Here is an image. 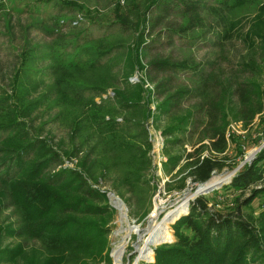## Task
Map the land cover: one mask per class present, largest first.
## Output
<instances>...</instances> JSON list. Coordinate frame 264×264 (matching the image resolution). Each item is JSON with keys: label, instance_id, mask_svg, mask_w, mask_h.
Segmentation results:
<instances>
[{"label": "trees", "instance_id": "trees-1", "mask_svg": "<svg viewBox=\"0 0 264 264\" xmlns=\"http://www.w3.org/2000/svg\"><path fill=\"white\" fill-rule=\"evenodd\" d=\"M124 1L127 12L121 11L122 4L117 1L116 19L123 28L133 25L138 31L133 45L127 46L131 51V63L125 65L121 76L118 78L110 72L101 73L102 77L86 81L84 85L67 79L62 84L64 78L56 81L58 97L61 99L60 93L62 98L79 104L81 111H86L71 113L73 118L69 121L72 130L78 132L79 136L84 135V138L89 135L94 140L104 137L108 146L114 145V154L103 152V156L94 160L89 158V154L82 157L78 146L61 151L50 144L45 135H32L25 115L36 104L35 101L26 103L22 99L25 94L21 91L23 85L19 80V74L25 67L22 62L12 75L11 90L5 91V96L0 99V130H4V135L0 137V203L7 199L18 213L15 224H0V264L110 263L107 238L116 208L108 201L106 190L88 177L95 166L101 165L100 168L104 169L108 164L128 166L125 170L121 168V184L135 187V169L147 157L144 156V149L139 152L137 146L132 144L126 121L119 122L116 114L131 111L133 117L139 120L150 115L151 99L145 96L150 89L144 86L145 79L139 77L136 82L129 80L136 64L141 71L146 69V76L151 70L161 72L158 76H163L156 85L163 94L166 93L154 107L159 114L170 115L172 106L177 105L181 97L202 98L201 103L197 104L201 112L199 119L196 120L192 110L188 109L178 116L176 122L163 129L166 141L171 146L169 149L166 146V170L170 171L183 160L182 169L186 170V177L194 183L193 190L198 183L209 179L214 170L231 165L225 150L229 137L236 141L237 137L233 132H229L228 137L226 135L228 111L234 120H242L246 125L264 109V3L257 7L247 31L241 30L239 21L227 15L221 28L216 31L215 44L234 37L240 29L243 31L242 42L250 49L249 59L240 69H243L242 77L236 76L230 82L229 89L226 92L223 90L222 94L217 85L216 71L209 75L198 64L188 65L162 56H154L145 64L140 63L138 58L141 52L146 55L151 42L158 38L156 32L153 35L154 24L161 23L174 7L180 8L182 3L193 12L202 0H145L143 10L139 9L136 0ZM220 1L230 15L232 9L244 0ZM150 10L153 19L148 25L147 11ZM130 14L140 18V28ZM121 45V42L113 44ZM111 48L99 45L92 52L93 58L89 59V64L101 60ZM256 54L262 56V61L255 58ZM78 57H74L76 63L80 61ZM253 66L256 69H252ZM182 67H188L192 71L191 80L196 78L199 83L178 87L171 92L174 86L172 76ZM249 70L253 71L246 75ZM108 84H112L113 94L96 101L95 96L104 92ZM84 88L91 94H84ZM227 92L229 95L226 96ZM8 97L13 98L12 102L5 100ZM56 116L61 115L58 113ZM125 118L127 116L122 119ZM197 125H200L199 138L187 150L183 144ZM259 125L264 134V115ZM82 126L87 133L82 134ZM175 145H181V151L173 152ZM238 150L242 151V148ZM125 151L128 152L127 157H120ZM74 155H79L78 167L63 163L65 157ZM247 190L250 191L249 195L242 197ZM228 194H232V198H228ZM257 197L261 201L256 212L253 200ZM171 225L175 240L157 245L154 260L139 264H264V147L228 181L191 199L187 212ZM8 236L36 239L39 244L28 249L22 242L10 244L6 241Z\"/></svg>", "mask_w": 264, "mask_h": 264}, {"label": "rangeland", "instance_id": "rangeland-1", "mask_svg": "<svg viewBox=\"0 0 264 264\" xmlns=\"http://www.w3.org/2000/svg\"><path fill=\"white\" fill-rule=\"evenodd\" d=\"M117 1L122 4L121 11L127 12L124 0H0V99L5 96V91L11 90L12 75L22 62L25 65L22 66L19 74V80L23 85L21 91L25 93L22 99L26 103L35 101L36 104H34L35 108L25 115L32 135H45L48 142L61 151L78 146L82 157L89 154V158L94 160L98 156H103V152L114 154L116 149L114 145L108 146L104 137L94 140L89 135L84 138V135L79 136L78 132L72 130L69 121L73 118L71 113H83L85 110L81 111L79 104L62 98L59 93L60 99L56 92V81L64 78L62 84H65L67 79L77 81L78 85H84L86 81H94L96 77L103 76L101 73L107 72L119 78L125 65L131 63V51L127 46L133 45L138 30L134 29L133 25L123 28L117 21L115 14ZM136 2L139 9L143 10L145 0H136ZM262 3L264 0H244L242 4L232 9L230 15L226 6L221 5L220 0H202L193 12H190L189 6L182 3L180 8L174 7L161 23L154 24L153 35L156 32L158 38L151 42L146 55L140 53L138 56L140 63L145 64L154 56H162L188 65L198 64L207 73L209 72V75L214 71L217 72V85L223 94V90L226 92L229 89L230 82L236 76L243 75V69H240L248 61L250 49L242 42L241 30L247 31L257 7ZM184 8L187 11H182ZM130 15L140 28V18ZM225 15L238 20L241 30L239 29L234 37L215 44L216 31L221 28ZM147 17V24L150 25L153 19L151 10L147 11ZM117 42H121L122 45L113 46ZM99 45L112 48L105 57L92 64L95 65L94 67H89V59L93 58L92 52ZM76 55H79L77 59L80 58L78 63L74 58ZM255 58L262 61L261 55L256 54ZM136 65L129 80L136 82L139 77L145 79L144 86L150 89L145 95L151 99L150 115L139 120L133 117L131 111L116 114L119 122L126 121L127 134L132 144L137 146L139 152L144 149V156L147 157L137 164L135 169L137 178H132L135 187L131 188L126 183L121 184L122 171L128 166L108 164L107 169L100 168L101 165L95 166L90 170L92 174L88 177L90 181L96 182L99 187L106 190L108 201L116 208L107 238L109 264L134 262L136 264L135 260L143 238L144 236L146 238L150 231L153 220L162 218L166 213L164 211L172 206L175 207L186 194L191 195L194 185L190 182V178L186 177V170L182 169L183 160L170 171L166 170L168 143L163 129L176 122L178 116L188 109L192 110L196 120L199 119L201 112L197 104L201 103L202 98L181 97L178 99V104L172 106L170 115L159 114L154 107L157 100L164 98L166 93L163 94L156 85L163 76H158L161 72L153 70L146 76V69L141 71L138 64ZM252 69L256 67L253 66ZM252 71L249 70L246 75H250ZM191 72L188 67L179 68L172 76L174 86L171 92H175L178 87L198 84L196 78L191 80ZM99 82L104 84L102 81ZM84 94L90 95L91 92L86 89ZM112 94V84H108L104 92L95 96V100L99 102L101 97L108 98ZM12 99L8 97L5 100L10 103ZM58 113L63 117L56 116ZM263 115L264 109L244 125L242 120H234L231 112L228 111L226 135L228 137L229 132H233L238 142L229 137L225 153L231 165H226L221 170H214L213 175H224L231 171L232 176L243 164L251 161L248 156L250 152L253 151L252 155L255 156L264 147V134L259 125ZM124 116L127 118L122 119ZM199 128L200 125L195 126L186 137L188 139L183 145L187 150L191 149V143L199 138ZM81 132L87 133L84 126L81 127ZM2 135L4 130H0V137ZM239 147L242 151L238 150ZM167 148L171 146L168 145ZM172 149L173 152L181 151V145H175ZM127 154L128 152L125 151L120 157H127ZM78 158L79 155L65 157L63 163L78 167ZM249 193V190L245 191L242 197L248 196ZM231 196L232 194H228V198ZM193 198L194 195L189 201ZM259 201L261 200L258 197L253 200L256 212ZM181 214L168 226L173 238L154 245L149 244L148 254L142 255L141 259L137 260V264L153 261L154 248L157 245L175 240L171 224ZM17 219L18 213L13 205L7 199L1 202L0 224H15ZM6 241L10 244L22 242L28 249L39 244L36 239L18 236H8Z\"/></svg>", "mask_w": 264, "mask_h": 264}, {"label": "bare ground", "instance_id": "bare-ground-1", "mask_svg": "<svg viewBox=\"0 0 264 264\" xmlns=\"http://www.w3.org/2000/svg\"><path fill=\"white\" fill-rule=\"evenodd\" d=\"M253 151L249 153V157L252 155ZM231 171L230 173H226L224 175H211V177L205 183H223L228 181L231 178ZM192 195L186 194L180 201H178V205L176 208L174 206L166 209L164 212V216L162 218H158L157 220H153L152 225L150 226V231L148 232L146 238L144 236L143 243L138 251V255L136 258L137 260L141 259L140 257L146 256L148 254V246L149 244L153 243L157 244L158 242H165L169 241L173 237L170 235L169 231V224L178 216L179 214L185 212L188 208L189 199ZM172 237V238H171ZM135 264V262L133 263Z\"/></svg>", "mask_w": 264, "mask_h": 264}, {"label": "water", "instance_id": "water-1", "mask_svg": "<svg viewBox=\"0 0 264 264\" xmlns=\"http://www.w3.org/2000/svg\"><path fill=\"white\" fill-rule=\"evenodd\" d=\"M261 146H262V144H261ZM253 158H254V155L250 156L249 161L252 160ZM207 180H205V181H203L201 183H198L197 186L195 187V189L192 191L191 195H194V197H195L199 193L208 192L211 189H213L214 187H218L219 185H221V183H219V184H215V183H205ZM178 204L179 203H177L174 208H176ZM186 212H187V210L184 213H186Z\"/></svg>", "mask_w": 264, "mask_h": 264}]
</instances>
